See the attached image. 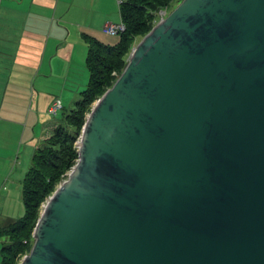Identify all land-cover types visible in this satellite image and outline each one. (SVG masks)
<instances>
[{"label":"water","instance_id":"obj_1","mask_svg":"<svg viewBox=\"0 0 264 264\" xmlns=\"http://www.w3.org/2000/svg\"><path fill=\"white\" fill-rule=\"evenodd\" d=\"M77 147L19 264H264V0H181Z\"/></svg>","mask_w":264,"mask_h":264},{"label":"crops","instance_id":"obj_2","mask_svg":"<svg viewBox=\"0 0 264 264\" xmlns=\"http://www.w3.org/2000/svg\"><path fill=\"white\" fill-rule=\"evenodd\" d=\"M106 22H121L120 0H0V225L19 219L3 215L2 193L21 188L22 200V180L35 150L88 84L80 85L84 70L89 81L85 35L103 43ZM56 99L61 106L52 113ZM58 112L60 118L49 117ZM24 140L26 150L17 155ZM15 164L17 177H24L9 183L5 173ZM22 208L24 215L23 202Z\"/></svg>","mask_w":264,"mask_h":264},{"label":"trees","instance_id":"obj_3","mask_svg":"<svg viewBox=\"0 0 264 264\" xmlns=\"http://www.w3.org/2000/svg\"><path fill=\"white\" fill-rule=\"evenodd\" d=\"M173 0H120L121 21L125 30L116 45H107L85 35L89 49L86 65L89 81L72 108L63 115L51 136L38 147L31 165L22 180L24 215L0 225V237L11 242L1 246L0 264H16V259L28 252L32 232L41 212V205L56 189L57 183L76 163L78 147L76 140L96 101L121 73L131 44L138 36H144L153 26L154 13ZM29 249V248H28ZM27 250V251H26Z\"/></svg>","mask_w":264,"mask_h":264},{"label":"rangeland","instance_id":"obj_4","mask_svg":"<svg viewBox=\"0 0 264 264\" xmlns=\"http://www.w3.org/2000/svg\"><path fill=\"white\" fill-rule=\"evenodd\" d=\"M181 0H173L172 2H170L167 6H164L163 8H161L160 10L156 11L154 13V18H153V25H155L161 18L162 16L168 14V12L173 8L175 7ZM142 36H138L136 37L132 44H131V48H133L138 42L139 40L141 39ZM103 43H107V45H116L119 43L120 41V35L118 34H115V35H112L110 36L109 33H104L103 34ZM128 57V56H127ZM88 71L84 70L83 73H82V76L80 77V82H81V86H84L86 85V83H88ZM120 73H118L116 75V78L119 76ZM73 91V90H72ZM57 100V99H56ZM60 100V99H59ZM95 102V101H94ZM93 102V104H94ZM49 115V114H48ZM61 114L60 112H58L56 115H54V117H51L49 116L50 118L52 119H57V118H60ZM81 135V134H80ZM79 135V137H80ZM79 137L78 139L76 140V145H78V141H79ZM27 140H24V142L21 144L20 148H19V152H17L18 154L17 155H22L24 154L25 150H26V147H27ZM16 155V153H15ZM21 158V157H20ZM17 162H19L18 158L16 160ZM28 165H29V161L27 162L26 164V169L28 168ZM17 167V168H16ZM12 170L8 173V171L5 173V181L7 180L9 183H19L21 181V179H23L22 177H24V174L21 178H18L17 177V174H19V167H18V164L13 167L12 166ZM16 168V169H15ZM15 169V170H14ZM70 171V170H69ZM68 172H66L65 176L62 177V179L57 183L56 185V188L57 186H59L65 179H67V176H68ZM1 178H3V175H1ZM0 178V179H1ZM14 185H12L13 187ZM15 190V189H14ZM20 190L21 188L19 189H16V192L14 191L12 194L8 193V194H5V193H2V195H6V199L4 200V204H5V208H4V211H3V215L5 217H10V218H20L22 217L23 215V208H22V200H21V194H20ZM18 191V193H17ZM12 197H13V200H12ZM47 200V199H46ZM45 200V202H46ZM45 202L42 203L41 205V210H42V206L45 204ZM4 224V223H3ZM4 242V243H3ZM11 242L10 238L8 237H0V250H1V246H2V243L3 245H7ZM32 244H33V237L31 239V246L30 247H27V250L28 252H24L23 254H21L17 259H16V264H19L22 260V258L29 253L31 247H32ZM29 248V249H28ZM26 250V251H27ZM0 262H1V254H0Z\"/></svg>","mask_w":264,"mask_h":264},{"label":"built area","instance_id":"obj_5","mask_svg":"<svg viewBox=\"0 0 264 264\" xmlns=\"http://www.w3.org/2000/svg\"><path fill=\"white\" fill-rule=\"evenodd\" d=\"M124 30H125V25L122 21L119 23H116V24L106 22L103 26V31H105L106 33H109L111 35H115V34L119 35ZM60 106H61L60 101L56 100L51 107V112L56 113L58 111V109L60 108Z\"/></svg>","mask_w":264,"mask_h":264}]
</instances>
